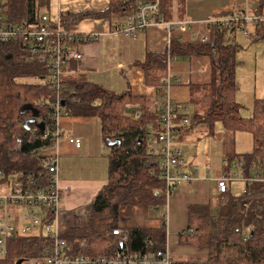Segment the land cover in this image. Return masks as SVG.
Returning a JSON list of instances; mask_svg holds the SVG:
<instances>
[{
    "label": "trees",
    "instance_id": "1",
    "mask_svg": "<svg viewBox=\"0 0 264 264\" xmlns=\"http://www.w3.org/2000/svg\"><path fill=\"white\" fill-rule=\"evenodd\" d=\"M47 1L40 0L37 4L36 0H8L7 17L17 24L34 21L41 14L38 7H44ZM129 4L130 1L124 0L101 12L63 13L60 20L69 29L87 18H111L117 12L128 14ZM256 32L255 41H262L264 21L257 25ZM208 33L210 43L172 38L165 54H148L136 64L143 68L146 84L156 87L162 97L169 60L208 59L211 78L204 85L205 93L192 95L193 103L203 106L204 111L185 116L191 119L192 126L206 125L211 132L220 124L229 131L251 134L253 151L226 159V165L231 167L236 159L243 163L242 170L248 177L264 176V99L255 100L251 117L241 114L243 106L235 98L239 90L237 57L241 46L233 41L235 32L231 30L211 27ZM50 82L48 61L30 59L26 48L19 44H0V172L5 178L17 174L31 177L35 189L49 186L47 170L31 156L35 149L49 146V142L42 139L43 132L35 125L26 129L23 123L35 113L38 121L49 128L48 114L58 95L67 117L99 119L110 149L108 183L88 206L83 236L64 238L75 255L113 256L123 248L120 238L113 235V230L120 227L122 208L163 209L166 204L164 195L153 193L154 188L163 187L158 157L147 152V129L160 130L159 111L152 110L150 102L133 96L130 90L116 94L88 81L84 75L65 76L60 89ZM132 108L141 112L140 119L125 115ZM17 139L23 143L21 152L15 151ZM245 190L221 195L216 213L209 205L189 207V228L180 238H185L182 242L187 245L208 249V259L203 264H264V182L249 183ZM52 214L44 223L52 222ZM236 229L247 233V240ZM127 230V246L132 255L155 253L166 247L165 222L156 228ZM189 230L193 231L191 236ZM52 243L53 237L47 233L13 237L8 242L7 254L0 256V264H16L37 257Z\"/></svg>",
    "mask_w": 264,
    "mask_h": 264
},
{
    "label": "crops",
    "instance_id": "2",
    "mask_svg": "<svg viewBox=\"0 0 264 264\" xmlns=\"http://www.w3.org/2000/svg\"><path fill=\"white\" fill-rule=\"evenodd\" d=\"M119 1L123 0H48L44 7L45 14L52 21H58L63 13L101 12ZM234 9H248L251 13L264 14V0H161L160 18L163 21L189 20L196 24L185 33L177 30L169 33L163 25H153L139 33L136 39L111 34L112 27L126 23L125 12L114 13L111 18L84 19L69 26L68 30L80 35L99 34L100 38L96 42L78 46L84 59L71 63L65 76L84 75L88 81L116 94L130 90L133 96L143 97L150 102L153 110L159 91L146 84L145 72L136 63L144 61L151 53L165 54L172 38L189 41L193 34H207L209 27L204 21L227 17ZM256 30L257 28L254 29L255 33ZM240 36L245 38L239 32L232 34L233 41L241 46L239 53L251 54L254 61L250 82L244 83L241 76L237 77L239 90L235 98L244 108L257 99H264V42H249L245 39L246 45L239 41ZM177 60L174 59V62ZM207 61L182 59L185 69L182 68L183 65H175L174 62L170 66L172 78L178 84V87H172L171 96L186 107V114H189L187 102L194 104L192 95L205 93L204 85L209 83L194 81V77L206 72L209 65ZM194 106L195 112L204 111L203 106ZM251 116L252 111L247 118ZM96 119L64 117L61 120V127L67 135L81 139L80 148L63 140L59 150L60 187L69 188V191H63L64 196L58 210V231L62 237L83 236L88 206L108 183V156L103 152L108 145L102 134L100 120L98 119L99 127L93 125L92 120ZM178 140L186 162L184 170L194 175L196 180L189 186L177 188L168 200L166 246L177 264H203L208 259V249L204 246L187 245L182 242L185 238H180V234L189 228V207H219L221 195L218 193L217 180L230 168L226 165V159L251 153L253 138L249 133L229 131L223 126L217 134L214 129L211 132L206 125H197L192 126L191 131L180 134ZM217 147H220L219 155L216 152ZM234 161L237 162L236 159ZM232 187L230 184V193H233ZM215 194L219 195L218 199ZM153 212H158V216H154ZM163 212L165 209L124 207L120 211L119 226L124 229L156 228L164 221Z\"/></svg>",
    "mask_w": 264,
    "mask_h": 264
},
{
    "label": "built area",
    "instance_id": "3",
    "mask_svg": "<svg viewBox=\"0 0 264 264\" xmlns=\"http://www.w3.org/2000/svg\"><path fill=\"white\" fill-rule=\"evenodd\" d=\"M129 13L124 25L115 26L111 29L112 35H123L130 39H136L138 34L153 25H163L168 31L175 30L182 33L188 32L196 24L192 21L166 22L160 18L161 0H128ZM8 0H0V44H19L26 48L30 59L48 61L51 84L60 89L65 77L66 69L73 62H81L84 55L78 50L83 43L96 42L99 34H76L65 29L61 20L52 21L47 14L34 17V21L12 23L6 14ZM264 21L263 14L251 13L248 9H234L227 17H215L204 21V24L217 29H228L235 33H243L249 42L255 41L254 29ZM192 40L201 43H210L209 33L191 35ZM264 42V38L262 39ZM170 46V42L168 44ZM168 46V48H169ZM167 48V49H168ZM168 61V75L161 91L162 97H158L155 108L159 111L160 130L147 129V152L158 157L162 188H154L153 193L164 195L166 204L162 213L166 226L168 223V200L181 186L191 185L196 178L184 169L186 162L182 150L179 148L178 136L191 131L192 121L185 116L186 107L177 103L171 96L174 82L170 63ZM58 98L50 108L49 128L45 125L42 139L49 142V146L35 149L31 156L40 160L49 174V186L46 189H35L33 178L23 174H17L5 178L0 172V256L7 254L8 242L13 237H28L40 233L51 234L53 243L37 257L24 260L22 264H177L167 246L164 250L155 253L132 255L128 248V230L118 227L113 230V235L120 238L123 248L113 256H79L72 253L64 237L58 231V210L63 191L59 180L60 145L63 140L68 141L76 148L81 147V139L73 135H67L61 127V120L68 116L64 109L63 101ZM125 115L132 119H140L141 112L138 108H132ZM182 116V117H180ZM36 128V127H35ZM22 141L17 139L15 151L21 152ZM241 173H233L228 168L217 180V189L220 195L229 192L232 182L240 181L246 186L252 182H264V176L255 174L248 177L242 170L243 163H236ZM197 170V168H196ZM53 213L50 224L44 223ZM241 233L243 240H247L248 234L236 229ZM193 233L189 230V235Z\"/></svg>",
    "mask_w": 264,
    "mask_h": 264
},
{
    "label": "rangeland",
    "instance_id": "4",
    "mask_svg": "<svg viewBox=\"0 0 264 264\" xmlns=\"http://www.w3.org/2000/svg\"><path fill=\"white\" fill-rule=\"evenodd\" d=\"M37 1V4H39L40 3V0H36ZM124 1V0H123ZM38 6V5H37ZM38 9H39V12L41 13V14H45L46 12H45V7H42V6H39L38 7ZM240 33V32H239ZM243 34V33H242ZM239 41H241V42H243L244 44H246L247 43V41L245 40V38L243 39V37L242 36H240L239 37ZM249 45H250V43H248ZM247 45V44H246ZM246 49V48H245ZM239 55H238V61L240 62V65L238 66V69H237V77H238V75L239 76H241V78H242V81L244 82V83H248V82H250L251 81V78H250V72H252L253 70V68H254V61H253V56L251 55V54H248V53H245V54H242V53H238ZM194 59H201L202 61L203 60H205V61H207L206 60V58H194ZM174 62V60L170 63V66L172 65V63ZM208 62V61H207ZM183 62H182V59H178L177 61H175L174 62V64L175 65H179V66H182L183 65V67L182 68H184L185 69V64H182ZM175 65H174V67H175ZM179 69H180V67H178ZM210 65H208V67L206 68V72L204 73V74H202V75H200L199 77H194V81H198V82H201V83H204V82H207V81H210ZM193 78V77H192ZM238 79V78H237ZM28 82H30V81H34V80H32V79H28L27 80ZM238 83H239V79H238ZM178 87V84H176L175 82H173V84H172V87ZM173 87V88H174ZM172 90V89H171ZM183 98H185V97H183ZM174 99V98H173ZM175 100V99H174ZM254 104V103H253ZM253 104L252 105H246L243 109H242V112H241V114L244 116V117H247V116H250V114H251V111H252V108H253ZM187 108H188V111H189V114L190 115H193L194 113H195V106H194V104H191L190 102H187ZM248 106V107H247ZM92 119H96V118H92ZM93 121V125H95V126H97V127H99V120L98 119H96V120H92ZM221 128V126H220V124H216L215 125V127H214V133L216 132L217 134H219V129ZM238 133H242V132H238ZM219 149H220V147H217L216 148V152H218V154L217 155H219ZM103 152H104V154H106V156H109V154H110V149L109 148H105V149H103ZM238 162V161H237ZM237 162H235V161H233L232 163H231V167H230V169L233 171V173H241L239 170H238V168H237V166H236V163ZM232 185H233V187H232V190H233V194H240L241 192H243L244 191V187H243V183L242 182H240V181H237V182H232L231 183ZM215 197L218 199V197H219V195L217 194H215ZM217 204H218V202H217ZM217 208H218V205H212V207H211V210H212V212L213 213H216V211H217ZM88 213H89V209H87V212H86V216L88 215ZM158 214V212H153V215L154 216H158L157 215Z\"/></svg>",
    "mask_w": 264,
    "mask_h": 264
},
{
    "label": "water",
    "instance_id": "5",
    "mask_svg": "<svg viewBox=\"0 0 264 264\" xmlns=\"http://www.w3.org/2000/svg\"><path fill=\"white\" fill-rule=\"evenodd\" d=\"M35 125V127L37 129H39L40 131H44L45 130V123L44 122H39L37 119V114L34 113V116L31 118H28L24 121L23 126L28 129L29 125ZM113 144V143H111ZM110 144V145H111ZM24 262V260H19L16 264H22Z\"/></svg>",
    "mask_w": 264,
    "mask_h": 264
}]
</instances>
